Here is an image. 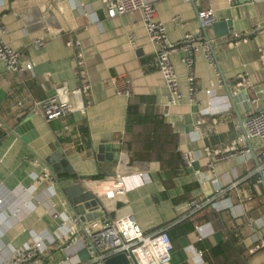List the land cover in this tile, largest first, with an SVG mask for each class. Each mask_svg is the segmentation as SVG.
<instances>
[{"label":"crops","instance_id":"0c3cea01","mask_svg":"<svg viewBox=\"0 0 264 264\" xmlns=\"http://www.w3.org/2000/svg\"><path fill=\"white\" fill-rule=\"evenodd\" d=\"M147 1L154 5L171 42L198 29L199 11L212 9V20L231 21L232 32L218 39L205 26L224 82L221 86L215 69L199 52L194 58L199 92L190 102L186 70L175 56L172 63L182 99L168 105L167 88L155 65V48L138 11L116 15L105 9L102 0L0 2L5 42L19 52L21 64L31 65L17 75L0 63L1 121L11 128L31 124L29 137L7 131L0 141V264H13L16 250L32 234L46 245L41 264H83L86 253L79 236L67 247L61 235L98 229L126 214L145 234L171 228L188 216L191 201L214 195L215 185L201 183L200 176L211 159L228 153L235 155L219 161L216 170L223 186L236 182V188L189 216L185 225L166 231L172 243L169 264H264V250L251 251L264 236V184L250 176L255 160L240 154L247 149L246 140L237 144L243 136L239 120L264 108V95L255 96L264 88V1ZM130 33L135 35L133 47L127 41ZM123 77L131 81L130 97L119 94ZM225 84L231 95L244 91L250 100H259L234 107ZM76 88L87 99L85 115L75 113L52 121L27 116L16 122L17 100L22 99L25 106L47 98L62 102ZM129 104H136L143 114L159 115L177 134L181 158L198 154L193 161L197 170L185 167L183 159H133V153H152L143 146L151 124L135 125L126 132ZM249 142L258 155V141ZM44 171L54 179L33 185ZM117 175L125 185L123 195L102 200L89 196L91 183H109ZM79 196L85 199L84 207L70 208L68 202ZM74 216L79 225L60 229L64 219ZM187 224L194 229L184 233ZM220 244L221 252L213 249Z\"/></svg>","mask_w":264,"mask_h":264},{"label":"built area","instance_id":"2783aa9c","mask_svg":"<svg viewBox=\"0 0 264 264\" xmlns=\"http://www.w3.org/2000/svg\"><path fill=\"white\" fill-rule=\"evenodd\" d=\"M3 0H0V2ZM196 0H183L185 3H194ZM232 0H229L231 2ZM264 1V0H263ZM107 11L116 15H123L130 12L138 11L141 14L142 25L146 33L147 39L153 44L155 51V65L161 75L162 81L167 88V104L172 106L179 103L182 99V94L179 91V84L177 74L172 63V58L179 57L180 62L186 70L187 81V99L190 102H195V96L199 92V80L194 71V58L199 52H202L207 63L215 69L219 85L223 82L218 66L216 64L215 56L211 47L210 41L204 33V27L207 25L209 19L212 17V9L199 11L197 13L198 29L193 33H186L184 36L175 42H171L167 38L164 25L157 20V12L154 5L147 0H102ZM179 21V17L174 18ZM7 30L5 25L0 20V63L5 70L17 75H21L31 69L29 63L23 65L20 62V54L18 51L12 49L6 42ZM127 41L129 46L135 45V35L128 34ZM39 47H43V43L35 40ZM264 70V57L262 60ZM121 88L118 90L119 94L125 97L131 95V81L127 77H123ZM206 93H209L207 91ZM263 97L264 88L258 89L255 96ZM259 99L254 98L251 104L256 103ZM17 118H24L27 116H40L46 121L62 119L68 115L79 113L85 115L88 103L81 88L72 90L66 101H58L56 98H47L41 101H31L28 106L22 99L15 102ZM0 120V127L6 132L7 128ZM242 128L245 131L243 136L238 137L237 144H242L245 140L256 139L258 141L260 152L255 157V168L250 176L256 177L258 184H264V108L251 113L242 122ZM249 153L246 149L240 153L245 156ZM235 154L228 153L211 159L207 164V170L201 173V183L214 184V195L200 201H191L188 204L191 215L209 205L217 198L224 196L227 192L236 188V182L223 186L219 182L217 173V164L219 161L233 157ZM198 154H187L183 157L187 167H191ZM54 178L44 171L41 175L35 178L33 185H38L41 181H52ZM90 193L97 200L111 199L116 196H121L125 193V185L122 177L115 176L113 181L109 183L90 184ZM249 200V198L247 199ZM1 202V199H0ZM186 215V216H187ZM185 217V216H184ZM79 225L78 219H64L60 229L65 227H72ZM249 225L253 226L252 222ZM163 228L151 234H145L141 231L134 217L130 214L123 215L114 220H111L101 228L85 231L83 233L61 235L62 242L68 243L69 247L71 241H76L75 236H79L85 253L86 261L83 264H105V261L113 256L123 254L130 264H169L171 259L172 243L167 234V229ZM75 232L73 230H70ZM264 250V236L257 239L255 246L251 249L252 252L256 250ZM46 250V245L41 237L36 234L30 236L28 242L21 248L17 249L13 264H41V256ZM58 264H65L63 261ZM73 264H80L74 262Z\"/></svg>","mask_w":264,"mask_h":264},{"label":"trees","instance_id":"16d2710c","mask_svg":"<svg viewBox=\"0 0 264 264\" xmlns=\"http://www.w3.org/2000/svg\"><path fill=\"white\" fill-rule=\"evenodd\" d=\"M21 120L22 118H16V122H20ZM147 123L151 124V129L147 137V142H144L143 146L144 149L149 150L152 153L147 154L146 156H141V155H136L134 153L131 154V152L129 151L131 157H133V159L146 158L153 160L155 159L157 161H175V160L183 159L181 158L180 153L177 151V143H178L177 134L171 132L169 127L163 123L162 118L159 115H155V114L153 115L151 113L143 114L139 111V108L136 104H129V106L127 107V121H126L125 131L130 133L135 125H144V124L146 125ZM5 136H6V131L0 127V141L4 139ZM127 149L130 150L129 147H127ZM183 164L185 167H187L184 159H183ZM62 176L64 175L61 174L58 177H62ZM95 178H100V176H97ZM203 209L191 215H188L186 218L177 222L171 228H174L177 225L179 226L185 225V222L189 216L197 214ZM171 228H168L167 230H170ZM193 229H194L193 224H187V226L182 230H185L184 231L185 233ZM167 234L169 236L168 232ZM213 249L221 252V250L223 249V244L217 245Z\"/></svg>","mask_w":264,"mask_h":264},{"label":"water","instance_id":"95a60500","mask_svg":"<svg viewBox=\"0 0 264 264\" xmlns=\"http://www.w3.org/2000/svg\"><path fill=\"white\" fill-rule=\"evenodd\" d=\"M206 26H209L215 36V38H221V37H224L226 36L228 33H231L232 32V28H231V21L230 20H221V21H214L212 20L211 18L209 19L208 23ZM204 33H205V36L207 37V39L209 40L208 36H207V33H206V27H204ZM218 72L220 73L221 75V71L219 70L218 68ZM226 88H227V92L229 94V97H230V100L231 102L233 103V106L235 107V105L237 103H243L245 105L249 104V101L250 98H249V95L246 93V92H238L234 95H231L230 94V91L227 87V85L225 84ZM9 132L11 133H15L17 135H25L27 134V130L30 129L31 127V124L29 122H23L19 125H17L16 127L14 128H11L9 126H7L6 124L2 123ZM239 125H240V128L242 129L243 131V134H245V131L244 129L242 128V120H239ZM28 136V134H27ZM26 136V137H27ZM29 137V136H28ZM21 139L26 142V138L25 137H21ZM247 142V149L249 150V153L246 155V156H243L242 158H253L255 160V155L253 153V150L251 148V145H250V142L249 140L247 139L246 140ZM195 170H197V164L196 162H193L192 165H191ZM85 201L84 198H82L81 196L79 197H73V199L68 202L69 203V206L70 208H83V202ZM74 218H77L74 216ZM78 219V218H77ZM78 222L80 224V221L78 219ZM105 264H130L129 261L126 259V257L123 255V254H119V255H116V256H113L109 259H107L105 261Z\"/></svg>","mask_w":264,"mask_h":264},{"label":"rangeland","instance_id":"374dc122","mask_svg":"<svg viewBox=\"0 0 264 264\" xmlns=\"http://www.w3.org/2000/svg\"><path fill=\"white\" fill-rule=\"evenodd\" d=\"M89 196H91V193L89 194Z\"/></svg>","mask_w":264,"mask_h":264}]
</instances>
